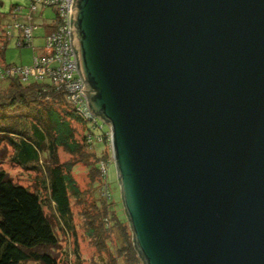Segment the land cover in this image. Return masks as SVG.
Returning <instances> with one entry per match:
<instances>
[{
  "label": "water",
  "instance_id": "obj_1",
  "mask_svg": "<svg viewBox=\"0 0 264 264\" xmlns=\"http://www.w3.org/2000/svg\"><path fill=\"white\" fill-rule=\"evenodd\" d=\"M143 264H264V0H71Z\"/></svg>",
  "mask_w": 264,
  "mask_h": 264
},
{
  "label": "trees",
  "instance_id": "obj_2",
  "mask_svg": "<svg viewBox=\"0 0 264 264\" xmlns=\"http://www.w3.org/2000/svg\"><path fill=\"white\" fill-rule=\"evenodd\" d=\"M47 9H41L35 15L45 21V31L39 37L41 45H33V34L42 26L33 20L35 30L30 45L20 43L18 36L17 46L31 47L34 56L44 46L47 35L57 29L55 11L50 9L54 17L49 24H46V18H42ZM21 10L20 6L12 8L13 19L19 16ZM27 15L23 18L26 19ZM27 22L15 21L6 30H1L0 70L22 67L5 65L1 60L6 45L4 33L11 31L13 24ZM0 82L6 84L0 89V146L10 147L12 161L35 175L32 187H26L13 181L0 169V264L64 263L48 251L58 245L57 231L68 240L69 245H73V254L79 257L71 200L83 204L84 212L89 208L92 210L94 224L87 228L88 236L114 234V247L119 255H127L133 264L134 261L142 264L126 217H119L115 211L108 170L105 177L100 174L99 163L111 157L109 126L98 117L85 119L79 115L66 101L64 92L47 81L22 82L18 77H0ZM15 108L22 109L24 113L7 115V110ZM96 144L104 145L100 154ZM61 153L73 161H61ZM77 164H81L89 175L91 191L87 194H83L74 178L73 169ZM102 186L107 187L108 199L101 195ZM110 245L109 240L105 244L107 251H111ZM124 249L126 251L122 253ZM124 264H129V261Z\"/></svg>",
  "mask_w": 264,
  "mask_h": 264
},
{
  "label": "rangeland",
  "instance_id": "obj_3",
  "mask_svg": "<svg viewBox=\"0 0 264 264\" xmlns=\"http://www.w3.org/2000/svg\"><path fill=\"white\" fill-rule=\"evenodd\" d=\"M14 6H20L22 8L18 17L11 16V10ZM28 0H0V35L2 33V29L6 30L9 25L13 22L17 21L19 23L27 22L23 16L28 14ZM36 13L32 14V20L34 23L38 25H42L39 29L34 32V41L33 45L39 46L37 44H41L42 40L39 38L43 31H45L43 25L45 21L39 19L35 16ZM37 17V18H36ZM54 17V12L50 9H47L44 12L43 19L46 18V24H49L51 19ZM11 35L8 37L6 35V45L4 46V52L2 56L1 62L5 65H15V66H29L32 63V58L34 56V51L31 47H18L17 40H18V33L16 31H10ZM1 43V42H0ZM5 83L0 82V89L2 90L5 87ZM7 115H19L23 114L24 111L20 108H15L13 110H7ZM104 129L107 128L104 125ZM104 145L96 144V149L98 154H100V150H102ZM110 148V147H109ZM110 151V150H109ZM12 150L10 147L2 144L0 146V169L4 170L9 177L13 179V181L22 184L26 187H32L33 180L35 179V175L30 174L28 171L21 169V167L15 164L12 161ZM61 161H70L72 162L73 159L68 158L63 153L60 154ZM74 178L83 192V194H87L91 191V186L88 184L89 182V175L81 166V164H77L76 167L73 169ZM108 183L110 186L112 198L115 202V211L119 215V217H125V213L123 210V205L120 199V191L119 186L116 180V173L114 164H110L108 166ZM87 197V196H86ZM72 211H73V223L74 228L76 230V241L78 246V255L79 257H75L73 254V245H69L68 240H65L64 236L60 234V232H56V236L58 239V245L54 249L48 250L49 253L56 257L58 260L65 261L64 263L60 264H124L129 261V264L132 263V259H130L127 255L121 256L120 253L116 251V247H114V243L116 240V236L112 233H102V235H92L88 236L86 234L87 228L91 227L94 222H92L93 218L91 217L92 210L86 209L84 212L83 208L84 205L80 204L79 202H75L71 200ZM130 229V226L128 225ZM109 236V237H108ZM111 242V251H107L105 248V244ZM126 250L124 249L122 253ZM127 259V260H126ZM79 261V263H78ZM134 264H139L138 262L134 261ZM143 264V262H141ZM31 264V263H28ZM133 264V263H132Z\"/></svg>",
  "mask_w": 264,
  "mask_h": 264
},
{
  "label": "built area",
  "instance_id": "obj_4",
  "mask_svg": "<svg viewBox=\"0 0 264 264\" xmlns=\"http://www.w3.org/2000/svg\"><path fill=\"white\" fill-rule=\"evenodd\" d=\"M52 9L57 16V29L47 35L44 46L32 59V64L22 67H9L0 70V77H18L22 82L34 80L48 82L57 90H62L66 101L85 119L93 117L86 107V96L82 94L84 84L79 78L70 41V8L71 0H29V13L26 24H13L11 31L20 32V43H31L32 32L35 30L31 15L41 9ZM7 36L11 32H6ZM19 43V44H20ZM110 142V133H109ZM111 153V151H110ZM113 163L112 156L99 163L100 174L105 177L109 164ZM101 195L108 199L106 186H102Z\"/></svg>",
  "mask_w": 264,
  "mask_h": 264
},
{
  "label": "crops",
  "instance_id": "obj_5",
  "mask_svg": "<svg viewBox=\"0 0 264 264\" xmlns=\"http://www.w3.org/2000/svg\"><path fill=\"white\" fill-rule=\"evenodd\" d=\"M37 45H41V44H37Z\"/></svg>",
  "mask_w": 264,
  "mask_h": 264
}]
</instances>
